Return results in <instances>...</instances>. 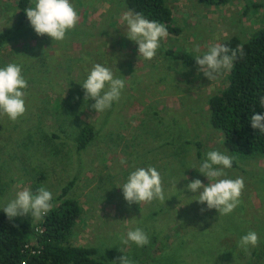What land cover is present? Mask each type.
<instances>
[{
  "label": "rangeland",
  "instance_id": "obj_1",
  "mask_svg": "<svg viewBox=\"0 0 264 264\" xmlns=\"http://www.w3.org/2000/svg\"><path fill=\"white\" fill-rule=\"evenodd\" d=\"M70 3L79 21L63 41H55L47 34L38 36L27 16L20 19V0H0V34H8L0 47V68L20 65L28 85L23 90L25 114L16 121L0 115V212L25 188L35 193L43 186L55 199L76 179L67 198L80 202L83 217L73 228L72 244L98 248L97 256L103 259L104 254L106 264H119L123 255L132 264H264V158L228 152L224 134L210 123L209 98L227 87L232 68L209 80L200 67L165 57V50L172 48L202 56L234 37L245 43L264 28L254 23L257 16L250 18L255 12L243 17L246 6L240 4L228 17L197 0H166L172 25L184 31L161 39L154 58L146 60L127 38L124 0ZM97 63L108 67L114 78L131 75L128 82L138 88L130 91L129 100L113 103L109 121L108 109L96 113L91 107L95 101H84L81 84ZM90 125L94 140L81 151L76 138ZM188 140L201 144V156L197 143ZM214 150L234 157L235 167L225 169L226 176L219 179L243 178L245 185L240 204L227 215L197 201L203 188L196 193L187 188L196 179L209 183L198 170L206 153ZM148 167L159 172L165 201L129 205L122 186L131 172ZM28 218H33L30 213L13 219ZM228 226L252 229L258 245L245 252ZM138 227L150 243L122 244L120 237Z\"/></svg>",
  "mask_w": 264,
  "mask_h": 264
},
{
  "label": "trees",
  "instance_id": "obj_2",
  "mask_svg": "<svg viewBox=\"0 0 264 264\" xmlns=\"http://www.w3.org/2000/svg\"><path fill=\"white\" fill-rule=\"evenodd\" d=\"M236 1L240 0H197V3L206 7H214L227 6ZM124 3L127 11H131L133 14L140 12L146 19L164 24L168 35L172 37L180 36L184 31L182 28L172 25L173 12L166 4V0H124ZM30 4L31 0H20V8L23 10L20 18L22 21L26 19V15L23 13ZM262 7H264L263 1L253 3L246 6L242 15L245 17L250 9ZM103 34L110 35L107 32ZM92 37L94 36L92 35ZM7 38L8 34H0V47ZM221 45H225L231 50L242 49V53L237 51L227 87L209 98L210 123L216 130L224 134V147L228 152L252 159H255L256 155L264 158V133L253 129L250 122V117L253 114L264 115V107L260 104L261 97H264V28L251 36L245 43L234 37ZM95 51L96 49H93L92 55L95 54ZM165 57L172 61H180L187 67H200L195 62V56L173 48L165 50ZM125 64L126 62L121 63L122 66ZM130 76L124 73L123 78L128 83L125 87L128 88L127 90L124 88L127 94L121 95V99L129 100L131 98L130 91L138 90L136 85L128 82ZM42 80L43 78L38 79V82L41 83ZM108 111L105 117L106 121L111 119L113 105ZM93 140L94 127L92 125L85 126L76 138L78 149L85 150ZM174 140V137L169 138L171 143ZM187 143L196 144L197 142L188 140ZM196 146H199L200 153L201 144L197 143ZM199 155L201 156V153ZM232 166H234V162ZM76 181V179L72 180L63 188L57 198L52 199L51 210L38 220L40 221L38 225L34 217L21 222L14 219L9 221L6 214L0 212V264H21L23 261L27 264H106L104 254L103 259L97 256L98 248L72 244L73 228L83 217V208L80 202L67 198ZM102 214L105 213L102 212ZM39 226L43 229L41 234L36 231ZM227 228L235 230L239 239L252 231V229L245 230L241 226H228ZM29 243H31L29 245L31 249L25 248ZM110 254L114 260V254L112 252Z\"/></svg>",
  "mask_w": 264,
  "mask_h": 264
},
{
  "label": "clouds",
  "instance_id": "obj_3",
  "mask_svg": "<svg viewBox=\"0 0 264 264\" xmlns=\"http://www.w3.org/2000/svg\"><path fill=\"white\" fill-rule=\"evenodd\" d=\"M33 4L34 6L27 7L25 12L38 36L47 34L55 41H63L66 33L74 29L79 21V16L70 0H33ZM122 21L127 25V38L138 45L139 56L146 60L154 58L161 39L168 36L166 26L146 19L140 12L135 14L131 11L125 12ZM196 51H199L198 47ZM237 51L242 53V49L231 50L225 45L217 44L210 47L203 56H196L195 62L200 66L199 70L204 76L214 80L222 70L232 68ZM230 52L231 55H229ZM125 83V79L114 78L113 72L108 67L97 63L93 65L86 80L81 84L84 90V101L94 100L92 109L96 113H102L110 109L114 102L120 100ZM27 86L20 65L9 63L6 67L0 68V115H7L11 121H16L25 114L26 93L23 90ZM260 104L264 107V97H261ZM250 122L253 129L264 133V115L253 114ZM233 159L234 157L220 151L207 152L206 159L201 162L198 171L207 177L209 183L205 186L196 179L187 185L193 193L203 188L197 201L201 204L206 203L208 209H216L222 215L230 214L240 204L239 197L245 187L243 178L219 179L226 176L224 170L232 167ZM122 189L124 199L129 205L151 203L154 199L165 201L161 176L154 167L138 168L131 172ZM52 199V193L43 186L39 187L35 193L25 188L16 194V198L10 201L3 211L9 221L29 213L37 220L51 210ZM204 210L201 209V212ZM39 222L37 220L36 224L38 225ZM120 240L122 244L134 242L138 247H144L150 243L148 235L139 227L128 231L126 238L122 236ZM258 243V234L255 231H249L240 238L238 246L248 252L249 246L255 247ZM119 264H132V261L123 255L119 258Z\"/></svg>",
  "mask_w": 264,
  "mask_h": 264
},
{
  "label": "crops",
  "instance_id": "obj_4",
  "mask_svg": "<svg viewBox=\"0 0 264 264\" xmlns=\"http://www.w3.org/2000/svg\"><path fill=\"white\" fill-rule=\"evenodd\" d=\"M246 3H249V2H247L246 0H244V1H236V2H233V3H231V4H229V5H227V6H214V7H210V8H220V13H221V11L223 12V14H228L227 16L229 17L232 13H234V12H236L237 10H234L235 9V7L237 8V6L238 5H240V4H242V5H245V6H247L248 4H246ZM255 3H258V2H255ZM259 9V10H258ZM258 9H250L247 13H246V15L245 16H247V15H249V13L253 10L254 12H255V14L253 15V16H251L250 18H255V16H257V18L256 19H254V23H256V25L258 26V29L259 28H261V26L260 25H264V15L262 14V17H259L258 15H260L261 13H264V7H262V8H258ZM86 13H81L80 12V15L81 16H83V15H85ZM88 17V16H87ZM87 17H84V18H81V21H80V25H82L83 24V22H82V20H85ZM244 17V16H243ZM259 17V18H258ZM92 18H90V20H91ZM260 24V25H259ZM251 38V37H250ZM256 157H261V156H258V155H256ZM263 158V157H262Z\"/></svg>",
  "mask_w": 264,
  "mask_h": 264
},
{
  "label": "built area",
  "instance_id": "obj_5",
  "mask_svg": "<svg viewBox=\"0 0 264 264\" xmlns=\"http://www.w3.org/2000/svg\"><path fill=\"white\" fill-rule=\"evenodd\" d=\"M36 231L39 232L40 234L43 233V229L41 228V226H39L38 229H37ZM30 244H31V243L27 244V245L25 246V248L27 247V248L31 249V247L29 246ZM33 252H35V251H33ZM21 264H27V263H25V261H23Z\"/></svg>",
  "mask_w": 264,
  "mask_h": 264
}]
</instances>
